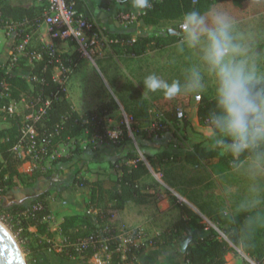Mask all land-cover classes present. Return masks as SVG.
<instances>
[{"label":"trees","instance_id":"obj_1","mask_svg":"<svg viewBox=\"0 0 264 264\" xmlns=\"http://www.w3.org/2000/svg\"><path fill=\"white\" fill-rule=\"evenodd\" d=\"M230 1L236 7H243L247 0H148V7L142 9L141 19L147 26H157L163 21L180 20L190 12H198L204 15L210 12L217 3ZM127 7H134V0H120ZM77 13L85 15L84 0L75 1ZM0 19L12 20L16 22L29 21L32 31H36L41 23V6L24 7L13 5L10 2L0 3ZM89 19V18H88ZM3 23L0 28L3 29ZM95 29H93L94 31ZM120 42L126 44L127 53L144 54L151 50L167 46L180 38L171 36L168 38L160 37H139L136 40L125 34L116 36ZM42 44L33 47L31 50L38 51ZM60 56V55H59ZM66 65H68L65 62ZM56 63H51L46 55L37 62L30 63L27 58H23L16 66L8 69V65L0 67V115L7 116L11 126L0 129V195H7L8 192L17 186V180H23L20 171L28 161L26 153L20 157L15 151V147L20 142V125L8 114V108L12 103H19L23 100L29 106L24 115H28L33 110L38 109L41 103L38 98L43 100L50 98L51 105L46 111L44 118L35 123L37 141H41L47 134L53 133V148L60 144L68 143L71 139L78 137L85 129L88 130L89 137L97 136L109 144L122 146L124 142H116L110 138L106 126V115L113 109L114 103L110 102L101 105L98 109L89 111L83 115L74 111L71 103L66 99L65 92L61 85L54 80V68ZM23 67L29 71V78L16 74V69ZM65 79V74H62ZM258 87H262L258 85ZM215 111V97L211 98L201 95L197 117L205 126L211 128V117ZM14 116V115H13ZM172 122H176V115L166 117ZM57 126H59L57 128ZM136 134L141 139H152L161 136L162 132H156L148 136L146 131L136 130ZM124 137L127 138V131L123 130ZM223 147L217 144L215 148L208 149L201 143L194 144L184 155V161L191 166H198L202 162L208 164L212 171L222 174L236 169L247 159H252L249 153H243L239 157L233 156L230 151L222 152ZM25 152V151H24ZM150 165L157 169L162 160L168 158L169 153L162 152L157 156L145 154ZM71 157L63 156L54 161L53 164L68 163ZM131 161L132 164L123 162ZM110 168L118 170L120 174L116 178L106 175L95 181L76 178L74 183L79 186L90 188V200L86 203V209L90 213H95L97 223H93L88 214L67 215L56 229H52L48 223L51 215L49 204L46 200V192L38 195L31 202L32 206L27 208L23 204H13L9 207L0 203V213H8L14 217L12 221V231L21 230L20 237H34L44 242L38 244V248H51L52 240L56 235H61L67 239L64 250L59 254L64 258L72 256H82L81 262H87L98 252L93 247H88L83 253H78L71 244L78 239L86 237L97 230L112 229L113 239L109 245L111 252V264H127L131 262L139 252L134 245L129 246L125 252V259L122 258V251H118V245L122 240L114 230V224L118 214L125 208L128 202L135 204H146L148 199L153 196L152 192L145 190L142 181L149 177L150 169L146 162L137 156L133 151H128L124 156L115 158L109 163ZM27 179L33 181L36 175L30 173ZM174 199V198H173ZM176 202V199H174ZM180 212V217L175 223L178 239L173 235L162 233L159 240H155V245H173L181 238V231L186 234L193 231H204L207 233L203 237L192 239L184 252V264H226V255L229 252V244L220 238L218 232L208 227L200 220L199 215L190 207L182 203H175ZM25 212V214H23ZM260 211H253L243 208L233 213L231 217L218 215L212 218L218 226L223 229L228 239L235 245L240 244L239 229L245 228L247 222L250 223V232L255 239L264 237V219ZM35 228L36 233L30 229ZM36 237V238H35ZM33 240V239H32ZM36 249V248H35ZM34 249V250H35ZM36 251V250H35ZM29 264H39L38 258L34 257Z\"/></svg>","mask_w":264,"mask_h":264},{"label":"rangeland","instance_id":"obj_2","mask_svg":"<svg viewBox=\"0 0 264 264\" xmlns=\"http://www.w3.org/2000/svg\"><path fill=\"white\" fill-rule=\"evenodd\" d=\"M38 1L30 0L29 3L34 6ZM3 2L21 3L19 0H0V3ZM212 11L224 12L233 22L241 18L251 17L248 20L245 19L246 22H249L245 28L246 36L242 39L241 36L236 38L235 33L233 35L244 47L249 61L255 65L260 73H264V0H247L241 8L236 7L230 1H224L215 4ZM0 29L5 33L4 29ZM188 31V26L186 30L181 28L182 36L185 39ZM36 32L32 41L33 47L41 44L40 40L36 39ZM4 43L5 36L0 33V48H2ZM184 43L186 45L183 50L185 56L181 63L173 61L176 51L172 50L170 54L171 62H169L167 73L169 82L177 81L181 92L174 99H168L165 102L162 110L166 111L164 112L166 117H172L178 107L186 108L191 103L200 101L197 99L198 96L215 97V80L208 73L201 59L200 48L203 47V43L200 47H190L187 40ZM43 45L45 44L43 43ZM55 49L65 62L67 60L72 62L85 58L78 51L77 46L73 48L58 46ZM118 52L121 54V60L128 69L129 61L128 57L124 55V50L120 48ZM55 71L58 72L59 70L55 69ZM197 72L200 73L202 78V86H198L195 81L194 74ZM64 73L66 75L71 74V72L59 71L60 75ZM260 85L264 87V83ZM26 109L27 106L25 104H19L17 112L11 117L20 127L24 120ZM186 112L187 117L183 121L172 122L168 120L167 127L164 131H161L162 137L155 136L163 138V144L153 149L144 144V139L137 136L136 130L146 131L148 136L154 134L155 131L152 128V124L159 112L136 114L127 107L125 110L121 108L119 112L109 116L112 122L108 121L107 132L110 135H120L119 128L122 131L126 130L127 138L124 137V134H121L118 138H114L115 141L124 142L121 147L125 151H133L149 166L151 175L144 179L142 184L146 191L152 192L154 195L150 203L135 216L136 221L133 226L126 227L121 223L119 225V218H117L114 230L123 237L133 233L135 235L134 246L136 249H140L139 252L147 247L160 246L155 245L154 241L159 240V236L162 233L173 235L178 239L175 223L180 217V212L175 203H182L193 209L203 223L208 227L214 228L220 238L229 244V252L225 257L226 264H264V237L255 239L249 234V222H247L244 229H239L240 244L235 245L228 239L223 229L212 219L218 215L231 217L234 212L243 208L260 211L262 213L261 217L264 219V165H258L253 159H247L236 169L217 174L204 162L195 167L186 164L184 155L194 144L201 143L208 149L215 148L219 144L217 134H213L211 128L202 124L191 109ZM86 137L87 133L84 136H80V138L70 140L68 143L60 144L52 156L45 159L42 163L32 166L27 163L25 167H22L20 171L24 179L17 180V186L8 192V202L26 197L23 205L30 208L32 206L31 202L38 193L46 192L49 194L59 183L55 182L53 178L48 179V177H53L61 172L63 170L62 167L69 166V163L62 162L53 164L59 158L67 156L75 160L78 158L91 159L93 155L98 156L99 146L103 145V143L98 141L97 138L95 139L96 142L91 139L85 140ZM154 141L159 143L157 139H154ZM114 147L115 145L112 149ZM162 147L165 148L163 152L169 153L170 156L162 160L158 168L154 169L145 154L157 156L162 153ZM225 151L226 149H222L223 153ZM127 162L132 163L131 161ZM30 173L36 175L33 181L26 178ZM161 196H163L162 199L159 198ZM173 198L176 199V202H174ZM159 202H161L160 209L157 205ZM8 215V213L1 212L0 221L16 239L29 264V261H33L34 258L30 254L33 249L32 239L34 237L21 238L20 229L12 231L14 217L8 218ZM181 232L180 236L184 240L169 245L167 250L160 253V257L167 264H184V252L190 241L205 236L207 230H196L188 234ZM55 252L59 254L58 251L55 250ZM77 257L81 258L82 256Z\"/></svg>","mask_w":264,"mask_h":264},{"label":"crops","instance_id":"obj_3","mask_svg":"<svg viewBox=\"0 0 264 264\" xmlns=\"http://www.w3.org/2000/svg\"><path fill=\"white\" fill-rule=\"evenodd\" d=\"M19 1L21 2L20 4H11L24 7L33 6V4L29 3L30 0ZM84 3L85 15L93 23L94 31L102 34L104 43L96 48L94 52L82 53L85 58L81 60L66 61L68 64L66 66L69 67L71 74L66 75L64 73L65 79L59 78V83L65 92L66 99L71 103L73 110L83 115L89 111L98 109L101 105L113 102V109L105 117L107 124L108 121L112 122L109 116L119 112L121 108L125 110L128 107L131 112L136 114L166 112L162 108L168 98L162 93L146 90L143 86V80L147 75L155 73L169 82L167 73L169 62H171L170 54L172 50L176 51L173 61L181 63L184 59L185 55L183 50L186 47L184 42L187 40L182 36L181 32V24L184 17L180 20L163 21L157 26H147L141 19V8L136 6L127 7L120 0H84ZM34 6H40V2L38 1ZM127 16L131 17L130 23L125 21ZM250 18H241L233 23V33H235L236 38L241 36L243 39L246 36L247 32L245 28L249 24L246 20ZM37 30L36 39H39L41 44L54 45L55 47H76L74 43L52 40L46 32L44 25H41ZM0 33L5 36V43L0 48V67H5L9 63L14 39L7 36L1 29ZM118 34L128 35L133 41L139 37L168 38L175 36L180 39L156 50H151L144 54H137L134 52H126V44L116 39ZM237 42L239 41L237 40ZM120 48L124 50V55L128 57V69L121 60L122 56L118 52ZM16 74L29 78V71L23 67L17 68ZM22 103L27 106L25 100L19 103H12L11 106L17 112V106ZM198 104L199 101L191 103L186 108H182L186 111L191 109L198 119ZM10 126L11 124L7 116L0 115V129ZM121 132L123 133L119 128V133ZM86 133L87 137L85 140L91 139L95 141L97 138L103 145L99 146L98 156L93 155L91 159L78 158L73 160L71 158L68 162L69 166H61L63 170L52 177L55 182L59 183L46 196L49 209L51 210L48 223L52 229L58 228L67 215L88 214L91 221L95 224L97 223L95 213H90L86 209V203L90 200V188L88 186H79L74 181L76 178L95 181L106 175L116 178L120 172L111 169L109 163L115 158L124 156L128 152L121 146L119 147L115 144V147L112 149L113 144H109L97 136L89 137L87 129L83 130L78 137L71 140L80 138V136H84ZM160 137H154L151 140L144 139L143 141L146 146L153 149L163 144V138ZM154 139H157L159 143H155L156 141ZM164 149L162 147L161 152ZM123 161L125 162L126 160ZM126 163L132 164L133 162L126 161ZM153 196L148 199L146 204L128 202L117 216L119 218V222L117 221L119 225L121 223L126 227L133 226L136 221L135 216L150 203ZM159 198L162 199L163 196ZM160 204L161 202L157 204L159 209L161 208ZM30 231L36 233L35 228H31ZM61 240L62 236L56 235L52 240V247L59 245ZM43 242L44 237L32 240L33 249L30 254L38 258L39 264H111L109 261L111 253L109 252L102 251L97 253L89 261L81 262L77 256L70 258L62 257L55 252L54 248H38V244ZM167 248H169L167 245L147 247L142 249L127 264H167L160 257V253L167 250Z\"/></svg>","mask_w":264,"mask_h":264},{"label":"clouds","instance_id":"obj_4","mask_svg":"<svg viewBox=\"0 0 264 264\" xmlns=\"http://www.w3.org/2000/svg\"><path fill=\"white\" fill-rule=\"evenodd\" d=\"M138 8L148 7V0H134ZM190 47L200 48L201 59L215 80V111L212 126L219 146L239 157L249 153L254 162L264 165V73L249 61L244 47L233 35V20L224 12L201 15L188 13L183 21ZM198 86L200 73L194 74ZM150 92L162 93L168 99L177 97L181 88L153 73L143 80Z\"/></svg>","mask_w":264,"mask_h":264},{"label":"built area","instance_id":"obj_5","mask_svg":"<svg viewBox=\"0 0 264 264\" xmlns=\"http://www.w3.org/2000/svg\"><path fill=\"white\" fill-rule=\"evenodd\" d=\"M76 0H39L41 6V25H44L46 32L52 40L62 42L74 43L80 53L87 54L94 52L96 48L103 45V36L101 33L93 31V23L86 18L83 14H78L75 9ZM125 21L130 23L131 17L127 16ZM3 29L7 36L14 39L12 45V52L8 63V69L16 66L20 60L27 58L30 63L37 62L43 58L44 55L50 58L51 63H56L54 68V80L59 83V78L64 79L60 72H69V67L66 66L63 60L57 53L54 45H43L40 50L33 49L32 41L34 33L32 31L29 21L16 22L12 20H1ZM183 30L187 29V25L181 26ZM55 69L59 71L56 72ZM60 84V83H59ZM61 85V84H60ZM62 87V86H61ZM201 96L197 99L200 100ZM41 103L38 109L33 110L32 113L25 115L21 124V137L19 144L15 147V151L20 157L23 154L29 156L28 164L32 166L37 163H42L45 159L50 158L55 152L53 148V133L47 134L41 141H37V132L35 123L44 118L46 111L50 108L51 99L38 98ZM29 106H27L28 108ZM16 110L10 105L8 114L13 116ZM176 119L183 121L187 117V112L184 108L179 107L175 111ZM169 123L164 113H159L152 124L153 130L156 132L164 131ZM59 126H57L58 128ZM109 134V133H108ZM123 134L122 132L119 133ZM120 135H110L114 139ZM25 151V152H24ZM25 214V213H23ZM10 216L8 215V218ZM122 242L118 245V251H122V258L125 259V252L129 250L130 245H135V235L133 233L126 236H118ZM113 239L112 229L106 228L105 230H97L90 235L78 239L71 246L80 254L83 253L88 247L97 249L98 252H110L109 245ZM67 239L62 237L61 243L54 248L58 252L64 250Z\"/></svg>","mask_w":264,"mask_h":264},{"label":"water","instance_id":"obj_6","mask_svg":"<svg viewBox=\"0 0 264 264\" xmlns=\"http://www.w3.org/2000/svg\"><path fill=\"white\" fill-rule=\"evenodd\" d=\"M52 178V177H50ZM41 192L40 194H42ZM39 193L36 195H40ZM26 197L8 202L7 195H0V203L7 204L9 207L13 204L21 203ZM28 198V197H27ZM0 264H28L26 257L11 232L0 221Z\"/></svg>","mask_w":264,"mask_h":264},{"label":"flooded vegetation","instance_id":"obj_7","mask_svg":"<svg viewBox=\"0 0 264 264\" xmlns=\"http://www.w3.org/2000/svg\"><path fill=\"white\" fill-rule=\"evenodd\" d=\"M31 197H33V196H31ZM24 201H25V200H23V201H22L21 203H19V204H23V203H24ZM4 205L6 206L7 204L5 203Z\"/></svg>","mask_w":264,"mask_h":264}]
</instances>
